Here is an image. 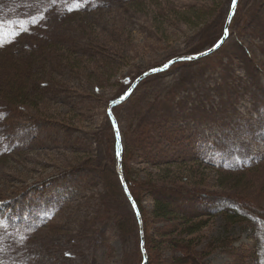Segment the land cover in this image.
<instances>
[{
    "label": "rangeland",
    "instance_id": "1",
    "mask_svg": "<svg viewBox=\"0 0 264 264\" xmlns=\"http://www.w3.org/2000/svg\"><path fill=\"white\" fill-rule=\"evenodd\" d=\"M233 1L0 0V205L41 189L0 210V264H137L119 150L135 180L264 207V0L226 25ZM201 220L205 264L258 263L249 222Z\"/></svg>",
    "mask_w": 264,
    "mask_h": 264
},
{
    "label": "trees",
    "instance_id": "2",
    "mask_svg": "<svg viewBox=\"0 0 264 264\" xmlns=\"http://www.w3.org/2000/svg\"><path fill=\"white\" fill-rule=\"evenodd\" d=\"M188 14L189 20L192 21L191 24L199 23L203 17L199 13ZM7 69L10 72L13 71L17 79H19L16 76L17 72L23 73L20 66L11 62L8 63ZM9 79L12 80L13 77ZM116 160L117 158L114 160L115 163ZM124 162L122 157L121 173L127 190L136 203L144 230L143 246L147 256L146 264H205V259L210 252L203 247L199 249L197 240L192 236L205 225V222L201 220L203 217L218 213H221L231 223L241 221L250 223L253 227L252 234L255 241L253 252L251 251L250 255L256 259L257 264H264V207L253 204L247 197L239 194L214 197L212 200L209 197L205 199L207 204L200 203L198 200L202 199L203 194L195 189L166 186L150 179L145 181L133 179ZM40 190L36 186L31 187L21 196L10 200L7 205H0V210L8 211L9 218L12 220L27 217L33 208L31 205L40 195ZM144 192H149L153 201L149 216L140 205ZM198 196L200 199L197 198ZM125 197L127 199V196ZM153 226L160 227L153 229ZM156 236L160 239L156 240L154 238ZM159 247H168L169 251L173 252L172 255L161 256ZM138 254L137 264H141L142 254L139 248Z\"/></svg>",
    "mask_w": 264,
    "mask_h": 264
},
{
    "label": "water",
    "instance_id": "3",
    "mask_svg": "<svg viewBox=\"0 0 264 264\" xmlns=\"http://www.w3.org/2000/svg\"><path fill=\"white\" fill-rule=\"evenodd\" d=\"M236 2H237V0H234V1H233V4H232V6H231V11H230V14H229V17H228V20H227L226 25H227L228 22H229L230 15L232 14V12H233V10H234V8H235V4H236ZM225 29H226V26H225ZM225 29H224V30H225ZM224 39H225V36L222 37V39L220 40V43H222ZM220 43H219V44H220ZM219 44H217L216 46H214V48H212V51L215 50V49L219 46ZM210 50H211V49H210ZM207 53H209V52L207 51V52H205V53L198 54V55H196V56L184 57L183 59H184V60L197 59V58H199V57H201L202 55H205V54H207ZM176 60H178V59H176ZM128 95H129V93L127 92L122 98L116 100L115 103H117V102L123 100V99L126 98ZM113 128H114V130H115L114 123H113ZM115 131H116V130H115ZM115 136L117 137V135H115ZM120 154H121V153L119 152V154H118V159H117V173H118V175H119L120 182H121V184H122V186H123V190H124L126 196L128 197V200H129V202H130V204H131V206H132V208H133V210H134V212H135V215H136V218H137V222H138V225H139V229H140V228H141V222H140V218H139V214H138V211H137L136 205H135V203L133 202V200H132V198L130 197V195L127 194V190H126V187H125V183H124V181H123V177H122V174H121V167H120V163H121V161H120V160H121V155H120ZM140 249H141V252H142V255H143V261H142L141 264H146V263H147V257H146L145 252H144L143 238H142V234H141V233H140Z\"/></svg>",
    "mask_w": 264,
    "mask_h": 264
},
{
    "label": "bare ground",
    "instance_id": "4",
    "mask_svg": "<svg viewBox=\"0 0 264 264\" xmlns=\"http://www.w3.org/2000/svg\"><path fill=\"white\" fill-rule=\"evenodd\" d=\"M128 91H129V89H128ZM127 93V92H126ZM123 177V176H122ZM123 181H124V179H123ZM125 183V182H124ZM125 187H126V185H125ZM126 190H127V187H126ZM125 193V192H124ZM127 194L128 195H130L129 194V192H128V190H127ZM125 196H126V194H125ZM131 197V196H130ZM135 205H136V203H135ZM136 208H137V206H136ZM137 210H138V208H137ZM138 213H139V211H138ZM140 215V214H139ZM140 222H141V220H140ZM142 224V223H141ZM138 228H139V226H138ZM140 233L142 234V238H143V244H144V238H145V235H144V230H143V228H142V225H141V228L139 229V237H140ZM144 247V246H143ZM139 249H140V245H139Z\"/></svg>",
    "mask_w": 264,
    "mask_h": 264
}]
</instances>
